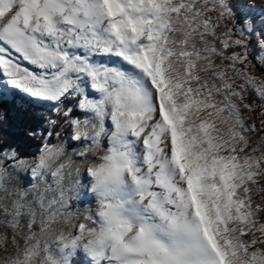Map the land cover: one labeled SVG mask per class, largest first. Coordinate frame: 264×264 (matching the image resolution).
<instances>
[{
	"label": "snow or ice",
	"instance_id": "1",
	"mask_svg": "<svg viewBox=\"0 0 264 264\" xmlns=\"http://www.w3.org/2000/svg\"><path fill=\"white\" fill-rule=\"evenodd\" d=\"M0 264H264V0H0Z\"/></svg>",
	"mask_w": 264,
	"mask_h": 264
}]
</instances>
